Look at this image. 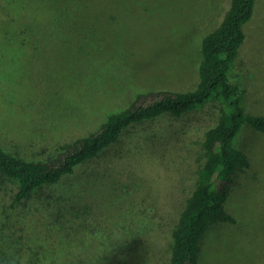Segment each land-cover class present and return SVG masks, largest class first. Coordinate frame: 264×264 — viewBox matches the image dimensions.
I'll return each instance as SVG.
<instances>
[{
	"label": "rangeland",
	"instance_id": "obj_1",
	"mask_svg": "<svg viewBox=\"0 0 264 264\" xmlns=\"http://www.w3.org/2000/svg\"><path fill=\"white\" fill-rule=\"evenodd\" d=\"M229 5L0 0V144L46 159L141 91L196 88L201 40ZM244 31L229 77L244 89L245 112L264 115V0ZM218 110L209 101L132 123L74 172L20 201L17 184L0 173V264H169L171 230ZM233 143L250 163L224 203L236 222L207 229L199 264H264V132L244 122Z\"/></svg>",
	"mask_w": 264,
	"mask_h": 264
},
{
	"label": "trees",
	"instance_id": "obj_2",
	"mask_svg": "<svg viewBox=\"0 0 264 264\" xmlns=\"http://www.w3.org/2000/svg\"><path fill=\"white\" fill-rule=\"evenodd\" d=\"M255 5L256 0H230L220 24L202 38L196 88L141 91L130 105L108 113L96 129L61 144L57 152L46 159H29L0 144V173L17 184L14 200L29 197L43 185L56 183L74 172L79 164L117 141L123 129L132 123L163 113L179 116L206 102L216 101L217 122L204 132L203 162L171 230L169 264H199V242L207 229L217 222H236L224 203L231 188L239 182L238 173L250 163L233 140L244 122L264 132V115L245 112L244 89L229 77L238 48L246 36L244 24L251 19Z\"/></svg>",
	"mask_w": 264,
	"mask_h": 264
}]
</instances>
